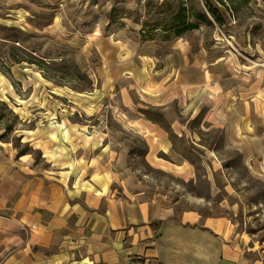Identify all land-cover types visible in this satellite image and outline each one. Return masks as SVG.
Masks as SVG:
<instances>
[{
  "label": "crops",
  "instance_id": "0c3cea01",
  "mask_svg": "<svg viewBox=\"0 0 264 264\" xmlns=\"http://www.w3.org/2000/svg\"><path fill=\"white\" fill-rule=\"evenodd\" d=\"M93 40L98 62L85 71L91 88L68 99L74 112L66 99L20 107L30 123L21 140L40 161L2 141L0 125V264H260L235 213L214 199L225 171L199 136L217 130L222 148L264 179V69L217 63L180 39L161 59L119 34ZM13 92L0 69V102ZM132 134L144 141L143 163L182 185L198 180L183 150L197 153L208 193L139 174Z\"/></svg>",
  "mask_w": 264,
  "mask_h": 264
},
{
  "label": "rangeland",
  "instance_id": "374dc122",
  "mask_svg": "<svg viewBox=\"0 0 264 264\" xmlns=\"http://www.w3.org/2000/svg\"><path fill=\"white\" fill-rule=\"evenodd\" d=\"M206 1L220 11L223 25L212 20L205 0H0V69L14 90L12 97L7 95L14 100L0 102L2 141H10L18 154L28 152L40 161L39 152L21 140V130L30 123L20 118H29V108L21 111L20 107L25 99H66L64 108L74 112L73 103L68 100L73 99V91L91 88L85 71L90 73L89 67L98 62V54L92 49L96 35L119 34L138 47L153 49L159 59L180 39L193 50L203 48L217 63L233 64L237 69H246L245 65L264 69V0ZM183 7L186 19L197 27L177 36L168 27L178 24L175 17ZM197 11L205 12L210 22L196 19ZM29 57L35 63L26 62ZM18 58L23 60L13 61ZM39 75L67 88L61 91L42 86ZM150 116L164 124L158 115ZM130 136L131 158L136 159L135 165L139 167L135 170L139 174L164 186L173 184L194 194L208 193L206 179L202 178L205 169L199 165L201 158L197 153L183 150L195 162L198 180L182 185L172 175L145 165L144 141L134 134ZM199 138L210 150L207 152L210 157L218 156L221 170L225 171L224 177L221 174L214 179L211 190L216 193L214 199L218 197L228 211L235 213L231 218L254 247L247 254L264 264V179L261 174L249 172L239 151L222 148L223 137L217 130ZM186 147L184 144L185 150Z\"/></svg>",
  "mask_w": 264,
  "mask_h": 264
},
{
  "label": "trees",
  "instance_id": "16d2710c",
  "mask_svg": "<svg viewBox=\"0 0 264 264\" xmlns=\"http://www.w3.org/2000/svg\"><path fill=\"white\" fill-rule=\"evenodd\" d=\"M205 5L207 6V12L210 14L212 20H214L217 23V25L221 26L223 24V22H224V18L222 16V14L220 13V11L215 6H213L211 3H209L206 0H205ZM194 15H195V18L198 19V20L210 22V18L208 17V15L205 12L197 11V12H194ZM175 18H176L178 24L173 25V26H169L168 28H173L174 34L177 35V36L182 34L186 30L194 29V28L197 27L196 23H193L192 21L186 19V14H185V8L184 7L181 9V11H179L176 14ZM21 60H23V59L22 58L21 59L18 58V59H15L13 61L19 62ZM25 61L28 62V63H35L33 58L31 59L30 57H29V60L25 59ZM40 69L42 70V67Z\"/></svg>",
  "mask_w": 264,
  "mask_h": 264
}]
</instances>
